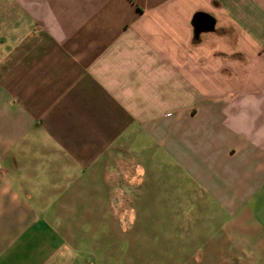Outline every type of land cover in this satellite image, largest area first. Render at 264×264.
<instances>
[{
	"label": "crops",
	"instance_id": "crops-1",
	"mask_svg": "<svg viewBox=\"0 0 264 264\" xmlns=\"http://www.w3.org/2000/svg\"><path fill=\"white\" fill-rule=\"evenodd\" d=\"M8 1L0 264H264V0Z\"/></svg>",
	"mask_w": 264,
	"mask_h": 264
},
{
	"label": "water",
	"instance_id": "water-1",
	"mask_svg": "<svg viewBox=\"0 0 264 264\" xmlns=\"http://www.w3.org/2000/svg\"><path fill=\"white\" fill-rule=\"evenodd\" d=\"M215 25V19L206 13H198L194 20V28L197 35L203 32L213 31L215 29Z\"/></svg>",
	"mask_w": 264,
	"mask_h": 264
},
{
	"label": "rangeland",
	"instance_id": "rangeland-1",
	"mask_svg": "<svg viewBox=\"0 0 264 264\" xmlns=\"http://www.w3.org/2000/svg\"><path fill=\"white\" fill-rule=\"evenodd\" d=\"M9 1L8 0H0V10L1 9H6L8 6ZM7 17L6 14L4 16H0V20L1 21H6L7 22ZM131 156V155H129ZM133 160H135L136 162L139 163H145V161L143 160V157L139 158L138 156H132Z\"/></svg>",
	"mask_w": 264,
	"mask_h": 264
}]
</instances>
